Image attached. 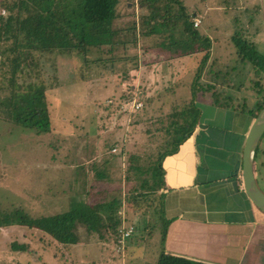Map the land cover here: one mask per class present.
Wrapping results in <instances>:
<instances>
[{"label":"rangeland","instance_id":"obj_1","mask_svg":"<svg viewBox=\"0 0 264 264\" xmlns=\"http://www.w3.org/2000/svg\"><path fill=\"white\" fill-rule=\"evenodd\" d=\"M138 1L120 0L118 11L121 18L117 24L123 27L129 22L130 17L126 16L125 10L132 8L133 3L138 17L141 11ZM182 2L189 12L196 14L193 20L197 18L201 22L198 26L200 32L211 38L209 64L216 60L214 69L221 75L230 71L229 79L235 86L227 88L235 98L241 96L243 100L257 95L258 88L254 89V83L250 81H259L264 75L257 77L250 69L251 65L244 66L238 61V51L230 39L234 35L244 36L264 55V0ZM0 15H6L1 6ZM174 36L178 43L184 39L177 31ZM147 41L158 45L161 38L151 37ZM182 49L179 45L167 50L157 46L149 49L142 59L132 62L117 59L122 57L123 51L109 54L94 50L89 53L86 62L77 55L59 58L56 64L57 74L50 63L43 61V78L49 85L48 96L52 101V130L38 134L5 120L6 117L0 115V212L16 209L20 215L49 217L73 211L83 203L94 206L100 204L101 200L111 202L112 198H119L123 190L124 200L118 215L122 218V226H133L135 233L128 241L129 256L128 252L124 253L114 242L96 241L97 236L81 227H76L75 233L80 242L71 246L57 243L38 229L23 226L0 227V264H153L163 251L169 253L168 241L162 239L163 232L169 226L166 205H163V214L159 213L158 201L152 204L149 201L141 203L145 206L137 211L132 210L133 207L128 209V186L123 180L121 184L117 172H120L118 166H125L127 154L140 156L143 163L145 160L155 161L160 152L165 150L164 142L167 137L162 127L165 126L167 114L171 112L169 105L164 103L165 96L174 104L186 103L192 98L191 83L203 57L199 54L180 59L185 51ZM112 57L115 59L109 61ZM101 59L108 61L103 65ZM167 62L170 65L163 64L164 77L160 85L161 77L156 65ZM130 72L137 74L135 95L128 96L126 101L129 103L125 104L122 112H116V107L109 110L107 104L112 103L113 96L126 91L125 84H121L123 89L119 91L121 77L126 73L128 77ZM26 76L25 71L23 78ZM203 80L201 82L205 86L207 82H211L206 81L205 77ZM261 82L260 85L264 86V81ZM150 86L152 87L148 89ZM145 89L155 99H160L157 104L147 106L140 113L138 111L146 104L138 99L140 100ZM261 92L264 99V89ZM3 93L5 95L8 92ZM2 97L0 91V98ZM207 100L201 94L198 96V101L204 102L199 122L201 120L202 123L213 125H227L225 123L229 122L232 123L229 126L235 127V123L248 122L249 125L251 120H255L248 114L234 110L228 112L234 116L233 120H215L212 115L216 110ZM118 126L121 130H114ZM93 128H96L94 134ZM190 139L166 159L174 160L175 157L185 155V149L191 144ZM114 142L117 145L110 149ZM260 149L264 150V138ZM120 152L122 157L112 155ZM258 157L259 154L257 169L258 162H264ZM107 161L117 165L115 170L106 166ZM256 173L260 188L264 191V176L258 171ZM257 211L259 219L264 221V213L259 209ZM1 220L0 216V222ZM77 225L81 226L80 223ZM230 252L232 254L228 255L225 251L221 259L205 257L202 262L235 264L234 260L238 258L236 253H241L237 249Z\"/></svg>","mask_w":264,"mask_h":264},{"label":"trees","instance_id":"obj_2","mask_svg":"<svg viewBox=\"0 0 264 264\" xmlns=\"http://www.w3.org/2000/svg\"><path fill=\"white\" fill-rule=\"evenodd\" d=\"M120 3V0H1L0 6L6 15H0V91L3 94L0 98V115H4L5 120L34 130L38 134L52 130V101L48 96L49 85L43 78L44 62L50 63L57 74L56 64L59 58L77 55L85 61L94 50L109 54L123 51L122 57L117 59L125 62L142 59L149 49L157 46L163 50L172 49L174 45L181 46L185 51L180 59L202 54L198 72L191 83L192 98L186 103L174 104L167 100V95L165 96L164 103L171 108L165 126L162 127L167 137L164 142L165 150L160 152L155 161L145 160L143 163L140 156L127 154L125 166H118L119 181L122 184L123 180L128 186L129 194L126 198L128 209L133 207L132 210L137 211L145 206L141 203L149 201L152 204L158 201L159 213H164L165 194L161 192L165 186L163 163L166 157L175 154L179 147L192 137L194 129L199 125L201 109L198 106V96L201 94L207 97L208 103L216 108L238 111L256 119L264 108V99L260 94L264 89V86L260 85L261 80L264 81V76L259 81H250L254 83V89L258 88L257 95L243 100L241 96L235 98L227 88L230 85L235 86L229 79L230 71L221 75L214 69L216 60L209 64L211 38L194 26L193 18L196 14L189 12L182 0H139L141 11L138 17L135 15L136 5L133 3L132 8L125 10L130 20L123 27L117 24L121 18L118 11ZM176 31L184 37L179 43L174 36ZM151 37H159L161 42L158 45L149 44L147 39ZM230 40L238 51V61L244 66L251 65L250 69L257 77L264 75V55L256 50L255 45L240 35H234ZM113 59L115 58L112 57L109 61ZM101 61L105 65L108 60ZM163 64L170 65L169 62L156 65L158 75L161 77L160 85L164 77ZM148 69L150 70V67ZM25 71L27 76L23 78ZM136 76V73L130 72L128 77L127 73L121 77L120 85L125 84L129 94L123 91L118 96H113L112 103L107 104L109 110L114 107L116 112L124 110L125 104L129 103L126 101L128 96L135 95ZM203 77L207 79L206 81H211L207 82L206 86L201 82ZM122 89L121 85L119 91ZM146 89L140 100L138 99L146 104L145 107L142 104L144 108L138 111L140 113L146 110L147 106L157 104L160 99H157L158 97L155 99ZM4 91L8 93L4 95ZM116 129L120 131L121 127L118 126L114 130ZM115 145L117 142L112 143L110 149ZM258 154V158H262L260 161H264V150H261L260 146L255 160L256 179L257 171L264 176V162H258L259 168L256 167ZM112 155L122 157L123 154L120 152ZM105 163L112 170L117 166L112 161ZM257 182L259 184L258 180ZM122 191L120 197L112 198L111 202L101 200L100 204L94 206L83 203L73 211L49 217L20 215L16 209L0 212L2 219L0 227L23 226L38 229L64 246L77 245L80 242L75 233L76 227H81L84 231L88 230L97 236L96 241H112L119 248L122 218L118 215V210L124 200ZM78 223L81 226H78ZM166 232L167 229L163 232V240ZM134 233L135 230L126 238L122 249L124 253L128 252L129 256L128 241ZM153 264H204V262L163 251Z\"/></svg>","mask_w":264,"mask_h":264},{"label":"crops","instance_id":"obj_3","mask_svg":"<svg viewBox=\"0 0 264 264\" xmlns=\"http://www.w3.org/2000/svg\"><path fill=\"white\" fill-rule=\"evenodd\" d=\"M198 106L203 112L204 102ZM214 108L213 119L233 120L229 110ZM252 122L231 127L229 122L200 120L185 155L164 160L161 192L166 195L169 253L203 261L237 249L241 254L236 253L235 264H264V221L242 182L243 150Z\"/></svg>","mask_w":264,"mask_h":264},{"label":"water","instance_id":"obj_4","mask_svg":"<svg viewBox=\"0 0 264 264\" xmlns=\"http://www.w3.org/2000/svg\"><path fill=\"white\" fill-rule=\"evenodd\" d=\"M264 137V108L254 120L243 150L242 182L252 203L264 213V191L260 188L255 174L257 150Z\"/></svg>","mask_w":264,"mask_h":264},{"label":"built area","instance_id":"obj_5","mask_svg":"<svg viewBox=\"0 0 264 264\" xmlns=\"http://www.w3.org/2000/svg\"><path fill=\"white\" fill-rule=\"evenodd\" d=\"M193 22H194V26L197 28L198 26H200V24H201V22L196 18V19H194L193 20ZM139 109V108H138ZM134 230V228L133 227H129V228H127V227H122L121 228V230H120V234H121V236H120V238H119V240H118V244H119V248L121 249H123L124 248V243H125V240H126V238L131 234V232ZM121 249V250H122Z\"/></svg>","mask_w":264,"mask_h":264}]
</instances>
